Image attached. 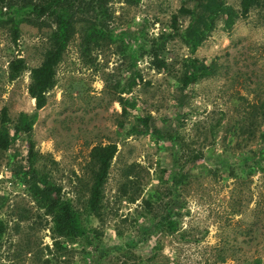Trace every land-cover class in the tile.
<instances>
[{
	"label": "rangeland",
	"instance_id": "rangeland-1",
	"mask_svg": "<svg viewBox=\"0 0 264 264\" xmlns=\"http://www.w3.org/2000/svg\"><path fill=\"white\" fill-rule=\"evenodd\" d=\"M220 1L239 9V0ZM260 2L230 27L219 14L194 52L184 36L191 17L178 10L197 0H107L110 35L97 42L83 37L82 21L94 12L77 10L82 21L55 66L31 137L19 132L15 149L0 150V264H264V168L248 173L246 160L258 146V122L251 121L254 133L241 131L243 106L264 98ZM27 17L16 37L9 23L0 26V111L6 107L11 133L21 112L35 110L29 72L42 61L54 27L47 15ZM187 56L214 63L215 72L198 78L182 103L176 77ZM19 57L25 67L11 77ZM132 63L140 78L121 90ZM138 117L169 136L134 130ZM107 142L117 151L101 203L88 213L90 149ZM26 168L72 199L86 235L54 244L51 217L34 198ZM184 169L185 182L174 185L173 173Z\"/></svg>",
	"mask_w": 264,
	"mask_h": 264
},
{
	"label": "trees",
	"instance_id": "trees-1",
	"mask_svg": "<svg viewBox=\"0 0 264 264\" xmlns=\"http://www.w3.org/2000/svg\"><path fill=\"white\" fill-rule=\"evenodd\" d=\"M106 1L82 0L80 4L73 0H40L37 4L30 3V1L25 3L24 0H0V26L9 23L14 37H16L18 32V24L23 20H32L27 16L33 12H35L37 17L47 15L54 22L50 35V46L46 49L42 61L38 65L31 67L29 72L30 81L27 91L30 97L34 99L35 110L31 114L21 112L15 131L11 133L6 130V123L8 122L7 109L5 106L2 107L0 111V150L14 148L15 139L19 132H25L27 136L31 137L32 124L37 116V110L45 106L47 92L55 83V66L60 60L67 42L73 36L75 25L77 22L82 21V17L81 19H76L79 14L77 10L81 8L83 12V9L87 8L94 12L93 15L82 21V27H84L83 37L87 42L94 40L97 42L98 39L105 35H110L106 31L104 23L106 18V15H104V4ZM260 3V0H239L238 11L220 0H197L196 5L192 9L181 6L178 11L191 17L184 28V36L190 52H194L201 44L207 32L213 28L214 21L219 14L226 16L225 23L227 27H230L234 23L235 17L238 15L246 17L252 6ZM3 9L6 11L3 12ZM153 46H151V50L155 49ZM24 67L25 62L21 57L13 59L10 65V76L15 77ZM214 72V63L208 64L198 57L187 56L182 61L180 74L176 77L180 101L184 103L198 78L211 76ZM136 77L140 78V74L135 69V63H132L128 81L121 87V90L130 91L132 85L137 82ZM257 99V101L248 102V105L243 106L245 109L243 121L245 128L241 131L246 132L248 135L254 133L252 129H249L252 126L251 121L256 120L258 122V133L256 135L258 146L255 151H252V156L246 159H250V164L247 165L248 173H252L258 167L260 169L264 168V98L258 97ZM118 102L124 108L123 98H120ZM138 120L140 125H134V130L144 133L154 132L157 137L166 138L169 136L170 131L168 130L163 132L159 128L151 129L146 117H138ZM31 151L30 147L29 154H31ZM116 151L117 144L114 142L96 144L90 149L89 156L92 174L85 202V209L88 213L95 212L101 203L103 186L108 177L111 160ZM29 157V164H33L32 156ZM173 168H175L174 164L172 165ZM186 172L187 170L184 169V172L175 171L173 173L172 181L174 185L185 182ZM24 175L29 182L34 198L51 217L50 230L54 244L58 245L61 237L74 239L86 235V225L82 222L81 215L70 197L61 195L59 193L60 189L55 187L45 174L37 175L33 169L26 168ZM167 214L170 215V212L168 211ZM175 227V221L169 218L167 220V228L173 230ZM2 234L3 223L0 220V237ZM248 264H260V261L256 259Z\"/></svg>",
	"mask_w": 264,
	"mask_h": 264
}]
</instances>
